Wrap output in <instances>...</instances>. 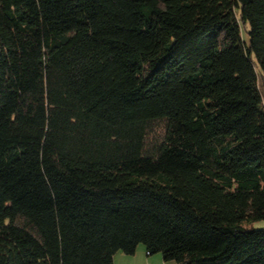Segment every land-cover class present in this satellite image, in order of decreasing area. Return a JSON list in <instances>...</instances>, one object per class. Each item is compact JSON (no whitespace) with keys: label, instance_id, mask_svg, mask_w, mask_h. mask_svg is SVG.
I'll return each mask as SVG.
<instances>
[{"label":"trees","instance_id":"trees-1","mask_svg":"<svg viewBox=\"0 0 264 264\" xmlns=\"http://www.w3.org/2000/svg\"><path fill=\"white\" fill-rule=\"evenodd\" d=\"M262 219L264 0H0V264H264Z\"/></svg>","mask_w":264,"mask_h":264},{"label":"crops","instance_id":"crops-1","mask_svg":"<svg viewBox=\"0 0 264 264\" xmlns=\"http://www.w3.org/2000/svg\"><path fill=\"white\" fill-rule=\"evenodd\" d=\"M112 264H176L165 261L160 253H148L143 244H138L132 254L117 251Z\"/></svg>","mask_w":264,"mask_h":264},{"label":"rangeland","instance_id":"rangeland-1","mask_svg":"<svg viewBox=\"0 0 264 264\" xmlns=\"http://www.w3.org/2000/svg\"><path fill=\"white\" fill-rule=\"evenodd\" d=\"M241 34H242V39L245 40V41H248V36H247V33H246L245 29L242 30ZM244 226L248 227V228H250V227H253V228L262 227V226H264V219L258 220V221H254V222H251V223H244Z\"/></svg>","mask_w":264,"mask_h":264}]
</instances>
